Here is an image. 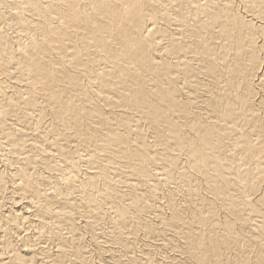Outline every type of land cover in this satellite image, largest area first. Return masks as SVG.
I'll use <instances>...</instances> for the list:
<instances>
[{
	"label": "bare ground",
	"instance_id": "1",
	"mask_svg": "<svg viewBox=\"0 0 264 264\" xmlns=\"http://www.w3.org/2000/svg\"><path fill=\"white\" fill-rule=\"evenodd\" d=\"M97 218L131 264H264V0H0V264H90Z\"/></svg>",
	"mask_w": 264,
	"mask_h": 264
},
{
	"label": "rangeland",
	"instance_id": "2",
	"mask_svg": "<svg viewBox=\"0 0 264 264\" xmlns=\"http://www.w3.org/2000/svg\"><path fill=\"white\" fill-rule=\"evenodd\" d=\"M241 10H242V6H240L239 7ZM2 10L1 11H6L5 9H4V7H2L1 8ZM4 9V10H3ZM7 24L4 22V23H1V26H3V28L4 29H8L7 31L10 33V35H12L11 33H12V31L13 30H10L9 28H5V26H6ZM7 27V26H6ZM11 31V32H10ZM23 114H21V116H22ZM14 118H17L16 116H14ZM48 118V119H47ZM43 119V120H42ZM41 120H38V119H35V118H32V119H30V121L31 122H29V119H28V121H24L26 124H27V127H29L30 128V130L34 133V134H36V136H37V140L38 141H40L41 142V144L42 145H46V142L47 141H45L46 139H45V137H46V130L48 129V127L47 126H49V123H50V119H51V116L49 115V114H46V117H43ZM47 119V120H46ZM33 122V123H32ZM36 122V123H35ZM40 122V123H39ZM43 123H44V125H43ZM25 125V124H24ZM41 126V127H40ZM46 126V127H45ZM33 127V128H32ZM43 128V129H42ZM45 130V131H44ZM43 131V132H42ZM45 133V134H44ZM42 135V136H41ZM39 138V139H38ZM42 139V140H41ZM43 142V143H42ZM36 156H37V154H36ZM44 158L42 157V159H40L39 160V165L42 167V171L44 172V168H43V166H44V161H50V160H43ZM58 160H60V156H57V158H56V161H58ZM54 160H52V161H50L49 163H54L53 162ZM40 162H43V163H40ZM42 164V165H41ZM82 164H84V163H80V166H79V175H81L80 176V178H83L82 176H83V174L85 173V171H86V169H87V166L85 165H82ZM38 165V166H39ZM64 167H65V165H64ZM83 167V168H82ZM82 170H81V169ZM86 168V169H85ZM85 169V170H84ZM48 171H50V170H48ZM81 171V172H80ZM51 172V171H50ZM52 173V172H51ZM83 173V174H82ZM44 174H45V172H44ZM47 174H49V173H47ZM54 176H57V172H56V174H55V172H53L52 173ZM56 178V177H55ZM62 181V182H61ZM54 183H56V182H54ZM61 183V184H60ZM73 183V184H72ZM80 184V182H66V181H64V180H60L59 181V183H57L58 185H57V188H58V190H59V193L61 194V196H66V195H68L67 194V192H68V190H69V192L70 191H73V190H75L76 189V184ZM46 184V183H45ZM42 185V187H44V188H46L47 190L49 189V193L48 194H54L53 192L54 191H52L53 189H52V186H46V185ZM62 185V186H61ZM72 185V186H71ZM74 186V187H73ZM48 187V188H47ZM60 187H61V189H62V191H60ZM73 188V189H72ZM52 189V190H51ZM65 189V190H64ZM67 190V191H66ZM166 191H164L163 192V197L164 196H166V194H168L169 193V191H168V189H165ZM52 191V193H50ZM64 191V192H63ZM68 192V193H69ZM166 193V194H165ZM63 194V195H62ZM75 196H77V195H75ZM179 196V197H178ZM176 197L177 198H179V199H177L176 200ZM183 197H182V195L181 194H176L175 195V199H174V202H175V204H177L178 203V200H179V202H183V201H181V200H183L182 199ZM168 199L167 198V196L163 199V201L165 202L166 200ZM21 202H24V200L23 201H21ZM11 204V203H10ZM10 204L8 205V206H10ZM77 207V208H76ZM76 207H74L73 206V208H72V211L74 212V213H76V211L77 212H81V210L83 209V207H81V206H76ZM79 207V208H78ZM80 211H79V210ZM84 217H80L79 219H78V222H79V224L81 225V223H83V221H84V219H83ZM86 220V219H85ZM96 221H97V225H96V227H95V229L94 228H91V229H89V227L88 228H86L85 226L81 229V235H82V237L78 240V242H77V240H74L73 242H76V246H78V247H80V248H82L83 250H85V251H89L90 253V257L92 258H89V261H90V264H95V262H96V264H108L107 263V261L105 260L109 255H110V253L111 252H108L107 250H109L108 248H112L114 251H115V253L118 255L117 257H116V259H117V264H131V262H130V260H131V258H130V256L131 255H128V253L126 254V250L127 249H129L130 247H132V249L134 248V250H135V254L136 255H139L140 256V254H142V249H143V247H145V245L144 244H146V242L148 241V239L145 237L146 235L143 233V231H140V226H139V224H138V226H136L135 227V232L134 231H132L131 232V230L132 229H130L126 234L123 232L122 233V236L120 237V236H118V241L116 240V232H113V231H115V226H114V224H113V221L114 220H112L111 218L110 219H106L107 220V222H106V220L105 219H99V218H97V219H95ZM99 224V225H98ZM100 224H101V226H100ZM107 225V226H106ZM137 225V224H136ZM83 226V225H82ZM100 226V227H99ZM138 227V228H137ZM28 227H24L22 230H23V232H22V234H25V233H32L34 230H32L31 228L29 229H27ZM27 229V230H26ZM87 229V230H86ZM99 229V230H98ZM107 229V230H106ZM114 229V230H113ZM26 230V231H25ZM90 230H92V231H90ZM106 230V231H105ZM137 230V231H136ZM31 231V232H30ZM95 231H96V233H100V235H98L99 237L96 239V241H95V239H92L93 238V236H95L96 235V233H95ZM109 231V232H108ZM62 232H65V233H63V235H68L67 234V232H66V230L65 231H62ZM129 232H131L130 233V235H129V237H127V238H125L126 236H127V234H129ZM137 232V233H136ZM142 232V233H141ZM134 234V235H133ZM138 234H139V236H138ZM111 235H112V237H115V238H112L111 237ZM115 235V236H114ZM124 235V236H123ZM126 235V236H125ZM108 236V237H107ZM138 236V237H137ZM47 239V240H46ZM115 239V240H114ZM123 239V240H122ZM125 239V240H124ZM131 239V240H130ZM133 239V240H132ZM139 239V240H138ZM51 240V241H50ZM50 240L48 239V237L46 236L45 237V240H43V241H47V244H46V242L44 243L45 245H47V246H49V247H51V250H53L52 252H55V250H57V246L55 245V242H56V244L58 243V241L57 240H55L53 237H52V239L50 238ZM55 240V241H54ZM98 240H100V241H98ZM120 240H122V241H120ZM95 241V242H94ZM104 241V242H103ZM120 241V242H119ZM125 241H128V245H131V246H126V242ZM133 241V242H132ZM155 241H158L159 242V240L157 239H155L154 240V242ZM97 242V243H96ZM125 242V243H124ZM131 243V244H130ZM133 243V244H132ZM59 244V243H58ZM72 245V244H71ZM135 245V246H134ZM53 246V247H52ZM108 246V247H107ZM100 247V248H99ZM102 248V249H101ZM107 248V249H106ZM100 250V251H99ZM156 251V252H154L155 254H154V257L156 256V257H158L159 258V256L160 257H164L165 258V256L164 255H166V254H168L169 255V257L171 256L172 257V255L175 257V255L177 254L178 255V253H176V251L175 250H172V249H168V248H165V249H160L159 250V248L157 249V247L155 246V248L153 247V251ZM168 250V251H167ZM107 251V252H106ZM164 253H163V252ZM101 252V253H100ZM106 252V253H105ZM121 252V253H120ZM159 252V253H158ZM175 252V253H174ZM108 253V254H107ZM138 253V254H137ZM97 254V255H96ZM159 254V255H158ZM171 254V255H170ZM102 255V256H101ZM168 255H166V257L168 256ZM41 256H43V255H41ZM44 257V256H43ZM155 257V258H156ZM102 258V259H101ZM103 258H105V259H103ZM119 258V259H118ZM47 259V258H46ZM104 260V261H103ZM108 260V259H107ZM128 260V261H127ZM169 260V259H168ZM102 261V262H101ZM121 261V262H120ZM49 262H51V259L50 258H48L47 259V262L45 263V264H47V263H49ZM72 262V261H71ZM138 264H139V262H138Z\"/></svg>",
	"mask_w": 264,
	"mask_h": 264
}]
</instances>
